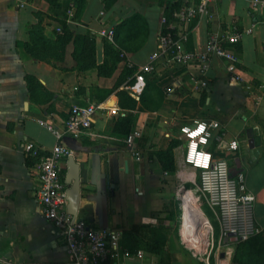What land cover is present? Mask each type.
<instances>
[{"label":"crops","instance_id":"1","mask_svg":"<svg viewBox=\"0 0 264 264\" xmlns=\"http://www.w3.org/2000/svg\"><path fill=\"white\" fill-rule=\"evenodd\" d=\"M173 1L186 6L197 0H115L110 7H105L104 0H86L77 20L73 19L74 8L69 15L72 0H58L59 8L44 0H0V264L68 261L65 243L40 213L36 195L39 182L34 169L37 160L27 158L23 147L32 143L40 155L47 154L56 140L41 123L60 129L72 106L88 104L101 105L88 136L63 140L80 167L75 217L88 226L117 232L125 246L144 253L143 258L130 259L127 264H162L151 253L162 250L168 253V264H177L172 256L177 230L168 219L176 210L172 195L176 187L171 179L174 175L179 179L181 172L189 174L182 167L184 143L179 137L180 128L194 121H216L226 132V142L237 141L236 151L219 149L213 141L208 149L215 158L226 160L231 170L245 174L247 189L255 196L254 217L261 229L257 236L264 255L263 11L254 9L250 0H219L211 4L209 13L196 20L190 46L201 49L210 33L251 29V34L235 48L244 82L231 80L222 62L214 60L206 86L195 91L190 67L160 58L148 75L149 84L156 89L152 92L154 104L147 109L133 98L137 106L130 133L139 131L140 138L132 146L111 134L115 120L128 114L118 107L116 95L102 102L95 99L93 90L111 88L124 65L149 62L158 46L163 5ZM38 16L49 37L57 32L61 21L75 33L92 32L97 40L98 63L104 58V39L97 33L112 29L114 47L124 61L111 78H100L95 70L75 69L72 45L67 46L63 61L31 58L23 45L28 41V27L38 22ZM28 74L53 94L50 102L39 105L29 100L24 79ZM132 83L127 78L116 90L129 94L123 88ZM153 106L158 108L154 110ZM173 139L182 143L174 150L176 173L169 175L162 171L153 153L167 148ZM67 160L61 161L66 190ZM179 220L178 232L186 244L181 210Z\"/></svg>","mask_w":264,"mask_h":264},{"label":"built area","instance_id":"2","mask_svg":"<svg viewBox=\"0 0 264 264\" xmlns=\"http://www.w3.org/2000/svg\"><path fill=\"white\" fill-rule=\"evenodd\" d=\"M216 1L219 0H197L193 4L182 6L174 14L175 23H168L164 15L161 17L157 50L151 54L149 62L140 66L127 63V67L133 70L128 80L133 83L123 89L132 98L139 99L147 76L153 72L155 62L162 57L173 64L192 69L195 91H200L206 86L207 74L214 60L222 62L231 80L244 82L235 47L244 36L251 34V29L210 33L201 49L187 48L189 36L194 30L193 22L207 15L211 4ZM250 3L254 9L264 12V0H250ZM72 14L73 5L69 11V15ZM57 32H60V29H57ZM97 35L114 45L112 29L101 30ZM100 109L101 105H74L60 129L41 123L56 140L54 147L45 155H40L39 148L32 143L23 147L27 158L37 160L34 169L39 182L36 195L40 213L55 227L57 235L65 243L69 259L62 264H127L130 259H141L144 256L140 250L130 253L123 249L117 232L88 226L67 212L66 187L61 179V161L72 156L73 152L63 140L87 137L93 119ZM139 138L140 132L132 131L127 136L126 143L132 146ZM225 138L226 132L216 121H194L191 125L180 128L179 139L184 143L182 167L191 170L193 177L184 172L178 176L182 184H192L197 200L204 202L212 214L218 232V247L230 238H235L236 243H242L261 233L254 217L255 196L247 189L245 174L238 172L232 176L227 161L215 158L208 149L209 143L213 141L219 149L236 151L237 141L226 142ZM201 212L213 243L214 228L204 212Z\"/></svg>","mask_w":264,"mask_h":264},{"label":"trees","instance_id":"3","mask_svg":"<svg viewBox=\"0 0 264 264\" xmlns=\"http://www.w3.org/2000/svg\"><path fill=\"white\" fill-rule=\"evenodd\" d=\"M50 6L59 8L58 0H44ZM105 7H110L115 0H104ZM86 0H72L74 8L73 19L77 20L85 7ZM164 8V16L168 23H175L174 14L182 7L179 2L173 1L166 3ZM196 20L193 22L195 25ZM60 32H54L53 36L49 37L44 32L42 25V19L38 16V22L28 27V41L24 43L23 49L25 53L31 58L44 62L51 61H63L67 46L72 45V59L75 61V69L78 72H87L95 70L96 74L100 78H111L117 65L124 60L121 58L120 53L115 49L113 44L108 43L106 40H102L103 43V61L97 62V40L96 36L87 31L84 34H78L70 30L64 21L59 22ZM191 35L189 36V42L187 48L192 49ZM239 45V44H238ZM237 45V46H238ZM237 46L235 47L237 49ZM133 70L124 65L120 71L115 84L109 89H94L95 99L97 102L106 100L111 94H115L118 99V107L128 114L118 117L111 130V134L114 137L125 140L132 130V126L135 120L133 111L137 106V102L126 92L122 90H116L121 86L124 81L132 74ZM25 83L29 94V100L34 104H45L52 100L53 94L45 91L38 80L33 75L25 76ZM147 76V82L144 90L139 97V103L149 109L148 105L154 104V98L152 92L156 90L154 86L149 84L150 82ZM99 96V97H98ZM158 107L153 106L156 110ZM153 110V111H154ZM182 143L178 139H173L169 143L168 147L164 150H158L153 155L156 157L161 169L164 173L174 175L176 173V163L174 150ZM193 188L192 184H188L186 188ZM189 191L183 192L182 196ZM180 216V214H179ZM172 219L173 223L176 220L175 214L172 213L168 216V219ZM178 230V228H177ZM120 245L123 249H126L130 253H135L138 248L133 246H125L120 239ZM236 247L231 258V264H264V255L262 253L263 246L259 243V237L255 236L248 241L242 243H236ZM159 257L160 263L168 264V254L165 251L151 252ZM256 257L257 259H253Z\"/></svg>","mask_w":264,"mask_h":264},{"label":"rangeland","instance_id":"4","mask_svg":"<svg viewBox=\"0 0 264 264\" xmlns=\"http://www.w3.org/2000/svg\"><path fill=\"white\" fill-rule=\"evenodd\" d=\"M188 173L190 174L191 177H193V173L191 170L187 168ZM197 178V177H196ZM172 183L174 184V190H172V195L174 199V207L176 210L174 211L173 209V214L176 216V220L174 222V229L178 230L175 231L176 236H175V248L173 250L172 256L175 257L177 260V264H206V261H208V264H222L223 261H226L228 258V264H231V258L233 256L235 247L237 246L236 243H230V242H224L221 244V246L218 247V244L216 242L217 240V228L216 224L212 218V214L204 204V202H199L197 200V194L195 193L194 187L191 189L186 188V186L190 183H184L182 184L179 179H177L176 175H174ZM180 184V186L178 185ZM178 185V186H177ZM189 191L192 197V202L200 208L206 217L209 219L212 227L214 228V238H213V243L210 234L207 233L205 234V242L204 245L202 246L201 250H196L192 248L190 243L187 241L186 244H184L181 241L180 235H179V227H180V220H179V214H180V209L178 208L179 201L181 203V198L183 192ZM180 197V200H179ZM168 208V207H167ZM229 253V254H228ZM168 254V253H167ZM223 254V255H222ZM218 256V257H217ZM254 260L257 259L256 257L253 258ZM205 262V263H204Z\"/></svg>","mask_w":264,"mask_h":264},{"label":"bare ground","instance_id":"5","mask_svg":"<svg viewBox=\"0 0 264 264\" xmlns=\"http://www.w3.org/2000/svg\"><path fill=\"white\" fill-rule=\"evenodd\" d=\"M180 210L182 231L185 240L190 243L192 248L201 250L205 242L204 236L207 233V225L202 213L192 202V197L190 194L182 196ZM222 264H228V258L226 261H223Z\"/></svg>","mask_w":264,"mask_h":264},{"label":"water","instance_id":"6","mask_svg":"<svg viewBox=\"0 0 264 264\" xmlns=\"http://www.w3.org/2000/svg\"><path fill=\"white\" fill-rule=\"evenodd\" d=\"M67 170L68 171L65 176V182L69 186L68 189L66 190L67 212L75 217L79 205L81 179H80V167L74 161L72 156L68 157ZM234 170H231L232 176L236 174ZM224 242L235 243L236 239L230 238L224 240Z\"/></svg>","mask_w":264,"mask_h":264}]
</instances>
